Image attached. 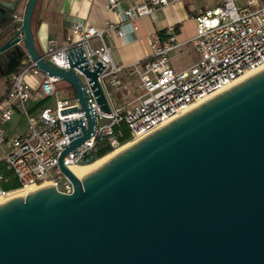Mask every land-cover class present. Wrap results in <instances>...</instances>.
Here are the masks:
<instances>
[{
	"label": "water",
	"instance_id": "obj_1",
	"mask_svg": "<svg viewBox=\"0 0 264 264\" xmlns=\"http://www.w3.org/2000/svg\"><path fill=\"white\" fill-rule=\"evenodd\" d=\"M38 2L0 0V80L28 58L70 86L80 109L68 112H82L86 129L68 124L81 133L58 158L70 194L47 186L0 205V264H264V70L78 179L64 157L92 135L94 118L76 64L60 69L35 46Z\"/></svg>",
	"mask_w": 264,
	"mask_h": 264
},
{
	"label": "built area",
	"instance_id": "obj_2",
	"mask_svg": "<svg viewBox=\"0 0 264 264\" xmlns=\"http://www.w3.org/2000/svg\"><path fill=\"white\" fill-rule=\"evenodd\" d=\"M118 0H107V9L117 7ZM129 8L122 12V23L131 31L138 30L135 21L151 16L158 6L178 3L181 0H127ZM22 8L12 16L11 23L19 30ZM196 34L190 41L195 61L186 69L176 71L170 63V54L180 44L174 27L168 28L165 39L157 34L148 37L149 54L145 59L130 65L113 61L104 36L123 35L122 25L107 22L104 30L75 21L65 43L48 39L43 54L45 59L63 70L72 68L85 93L87 106L94 118L92 135L75 151L64 157V164L85 165L88 156L103 147L116 151L131 142H137L184 114L207 102L210 96L219 95L264 70V0H222L214 9L194 17ZM19 34V45L22 43ZM84 70L95 75L109 112L97 104L94 83ZM136 81L141 93L132 109L116 106L113 94L121 86V76ZM27 76L37 79V94L41 101L56 97L57 78L41 72L28 58L9 77V86L0 99V199L14 191L25 195L43 187H54L58 192L70 194L72 186L58 168V158L80 130L67 131L73 121L86 119L78 101L55 99L54 109L42 107L31 110L32 87ZM19 115L27 124L26 131L7 136L3 125ZM10 172L16 181L14 189L3 186Z\"/></svg>",
	"mask_w": 264,
	"mask_h": 264
},
{
	"label": "crops",
	"instance_id": "obj_3",
	"mask_svg": "<svg viewBox=\"0 0 264 264\" xmlns=\"http://www.w3.org/2000/svg\"><path fill=\"white\" fill-rule=\"evenodd\" d=\"M221 2L222 0H181L178 3L158 6L151 16L135 21L138 30L134 32L121 20L122 12L130 6L127 0H118L117 7L113 9H107V0H39L32 21L34 43L38 51L43 53L48 39H54L59 45L65 43L70 27L75 21L93 25L99 30H104L107 22H113L123 26V35L112 33L111 36H104L103 42L110 49L114 62L130 65L148 56L150 35L157 34L161 39H165L168 28L174 27L180 46L170 54V63L174 70L180 71L189 67L196 58L190 47V41L196 34L194 17L214 9ZM120 80V89L114 92L116 96L113 97L122 101L120 104L115 101L116 106L127 108L128 96L132 89L136 90L135 81L126 74H123ZM26 81L32 87L33 93L32 100L28 103L29 108L35 111L45 107V101L38 98L37 79L27 76ZM8 82L0 80V85H3L0 99L8 89ZM21 120L19 115H14L10 122L3 125L7 136L19 135L26 131L27 124L19 127ZM6 174L11 179L10 172L7 171ZM13 183L11 179L10 184Z\"/></svg>",
	"mask_w": 264,
	"mask_h": 264
},
{
	"label": "bare ground",
	"instance_id": "obj_4",
	"mask_svg": "<svg viewBox=\"0 0 264 264\" xmlns=\"http://www.w3.org/2000/svg\"><path fill=\"white\" fill-rule=\"evenodd\" d=\"M216 97V95H212L210 96L208 99H212ZM136 142H131L127 145H125L124 147L113 151L111 153H108L106 155H104L103 157L95 160L94 162L90 163V164H85V165H71L69 166V170L78 178V179H82L85 176H87L88 174H90L91 172H93L94 170H96L97 168L101 167L104 163H106L107 161H109L111 158H113L114 156H116L117 154H119L120 152H122L123 150L127 149L128 147L132 146L133 144H135ZM17 197H25V193L22 191H14L12 193L9 194V196L6 199L1 200L0 199V205L5 203L6 201H9L11 199L17 198Z\"/></svg>",
	"mask_w": 264,
	"mask_h": 264
},
{
	"label": "rangeland",
	"instance_id": "obj_5",
	"mask_svg": "<svg viewBox=\"0 0 264 264\" xmlns=\"http://www.w3.org/2000/svg\"><path fill=\"white\" fill-rule=\"evenodd\" d=\"M239 2H241V0H238ZM136 84H137V80L135 81V87H136ZM3 85L1 86L0 85V90L2 89ZM56 88H57V95L56 97H52L50 99H47L45 101V105L44 106H47V107H51L54 109L55 107V99H71V98H74V94H73V91L72 89L70 88L69 85H67L66 83L64 82H61L59 81L57 84H56ZM141 92L136 89L135 91H133L132 89V92L130 94V96H128V99H127V103L128 104V109H132L135 105H137L136 101H134L133 103H131L132 100L136 99L137 96L140 94ZM113 96L115 97L116 95L113 94ZM114 101H116V103H121L119 100L115 99L114 98ZM26 124V121L24 119H22L19 123V127H23L24 125Z\"/></svg>",
	"mask_w": 264,
	"mask_h": 264
},
{
	"label": "trees",
	"instance_id": "obj_6",
	"mask_svg": "<svg viewBox=\"0 0 264 264\" xmlns=\"http://www.w3.org/2000/svg\"><path fill=\"white\" fill-rule=\"evenodd\" d=\"M34 16H35V11H34L33 19H34ZM7 24H9V22ZM109 152H110L109 147H103L102 149H99L96 153L88 156V163L87 164L94 162L95 160L103 157L104 155L108 154ZM6 176L8 177L9 181L3 187L5 189H14L17 184H16V181L14 180L13 176L10 174L11 179L14 181L13 185L10 184L11 179L9 178V176L7 174H6Z\"/></svg>",
	"mask_w": 264,
	"mask_h": 264
},
{
	"label": "flooded vegetation",
	"instance_id": "obj_7",
	"mask_svg": "<svg viewBox=\"0 0 264 264\" xmlns=\"http://www.w3.org/2000/svg\"><path fill=\"white\" fill-rule=\"evenodd\" d=\"M8 81H9V79H8ZM8 81H7V82H8Z\"/></svg>",
	"mask_w": 264,
	"mask_h": 264
}]
</instances>
